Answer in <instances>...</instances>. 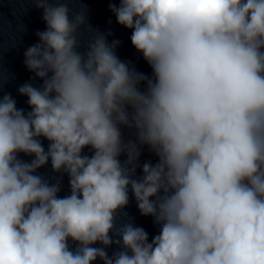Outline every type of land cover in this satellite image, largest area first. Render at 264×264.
<instances>
[{"label":"clouds","instance_id":"1","mask_svg":"<svg viewBox=\"0 0 264 264\" xmlns=\"http://www.w3.org/2000/svg\"><path fill=\"white\" fill-rule=\"evenodd\" d=\"M29 2L46 28L24 65L42 84L19 86L25 112L0 82V264H264V0L110 3L151 77L73 0ZM130 192L151 240L121 222Z\"/></svg>","mask_w":264,"mask_h":264}]
</instances>
